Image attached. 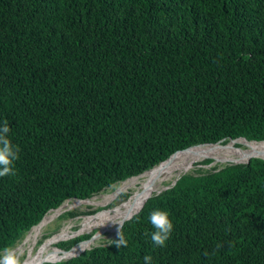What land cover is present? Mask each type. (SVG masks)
I'll use <instances>...</instances> for the list:
<instances>
[{
	"label": "trees",
	"instance_id": "16d2710c",
	"mask_svg": "<svg viewBox=\"0 0 264 264\" xmlns=\"http://www.w3.org/2000/svg\"><path fill=\"white\" fill-rule=\"evenodd\" d=\"M5 120L20 152L16 175L0 178V253L66 200L177 150L264 141V0H0ZM154 209L174 225L164 247L145 234ZM120 231L126 248L117 233L40 263L264 264V159L191 168Z\"/></svg>",
	"mask_w": 264,
	"mask_h": 264
},
{
	"label": "bare ground",
	"instance_id": "6f19581e",
	"mask_svg": "<svg viewBox=\"0 0 264 264\" xmlns=\"http://www.w3.org/2000/svg\"><path fill=\"white\" fill-rule=\"evenodd\" d=\"M236 140V139H235ZM231 141V140H230ZM240 142V141H237ZM243 145L235 148L229 145H218L206 144L199 147L190 148L179 154L171 155L165 161L160 164L152 167L151 169L142 172L137 176H132L123 181L120 189L128 188L132 185L136 188L130 193L129 198L123 203L119 209H116L112 216L107 215L104 217L101 223V228L98 232L89 239H85L76 245H74L69 250H64L61 248L48 246L49 243H40L37 244V239L39 232L43 225L34 226L29 231L28 235L25 236L24 242L18 246L21 248L24 243H29L26 248L25 253L22 256L23 264H41L40 262L44 261H57L61 259H66L74 254L82 252L84 249L91 246L96 240L101 238H109L114 233H117L121 222L126 218L134 214L140 206L143 204L145 199L150 195L162 190L165 186H168L173 182L179 175L183 172L188 171L193 166L192 162H197L205 157H215L216 161L229 162V161H242L245 160L248 155L258 154L264 157V142H251L241 141ZM138 179L137 181L129 184L131 180ZM119 189V188H118ZM116 192V191H115ZM109 195V194H108ZM108 201L107 198L103 202H95L94 199H84L76 200L75 204L79 202L84 203H96V204H105ZM72 206V205H71ZM68 207V204L65 202L55 212L51 215H47L50 219L52 216L56 215L63 208ZM55 241V240H54ZM51 241L50 243L54 242ZM38 245V246H37ZM37 246V248H36ZM23 252V250H21Z\"/></svg>",
	"mask_w": 264,
	"mask_h": 264
},
{
	"label": "rangeland",
	"instance_id": "374dc122",
	"mask_svg": "<svg viewBox=\"0 0 264 264\" xmlns=\"http://www.w3.org/2000/svg\"><path fill=\"white\" fill-rule=\"evenodd\" d=\"M222 143H224V142H222ZM217 144L218 145H229V144H220V143H217ZM240 144L243 145V142H240ZM240 144H237V145H240ZM202 145H197V146H194V147H199V146H202ZM204 145H206V144H204ZM229 146H232V145H229ZM237 147H239V146H232V148H235V149ZM205 158H208V157H205ZM209 158L213 159L214 162H212V163H210L208 165H199V164H197L199 161L204 159V158H202L199 161H197L191 168H195V167L207 168V167H209L210 165H213V164H218L219 166H221V165L226 163V162H222V161H216L214 159L215 157H209ZM137 180L138 179L131 180L128 184H126V187L129 184H131V183H133V182H135ZM122 183H123V181H121L119 183H116V184L112 185L111 187H108L105 190H102L99 193H97V194L93 195L92 197L88 198V199H94L95 202H99V203L103 202L104 199L107 198L108 201L105 204H103V205L96 204V203H90L89 204V203H84V202H79L78 204H75L76 199H71V200H66L65 201L68 204V207L63 208L61 211H59V213H57L56 215L52 216L50 219L48 218L47 215L48 214L49 215L53 214L55 212V210L53 209V210L49 211L43 217V219L40 221V223L38 225H35V226H40V225L45 224V225L42 226V228H41V230L39 232V236H38V239H37V244H40L41 242L42 243L48 242L46 240V238L48 236H50V235H53V234L57 233V232H60V235H64L66 232L69 231L67 233V237L66 238H62L58 242H56V246H58L59 248L64 249V250H69L74 245H76L77 243H79V242H81V241H83L85 239H89L92 236H94L98 232V230L101 228V223H102V220L104 219V217L107 216V215L112 216L114 211L116 209H119V207H121L123 205V203L129 198L128 196L130 195V193L136 188L135 186L130 185V186H128V188L120 189L121 186H122ZM124 192H126L128 194V196L127 197H120V194L124 193ZM105 210H107V211H105ZM68 211H71V212L72 211H78L80 213H76V214L70 215V216H64V214L66 212H68ZM101 211H103V212H101ZM93 227H97V228H93ZM81 228H83L85 231H82ZM29 231L26 232L24 237L12 248L18 254H20V259H22V256L25 253L27 246L31 242L24 243L21 248H18V246L21 245L24 242V239L26 238L25 236L28 235ZM84 234H89V236L87 238H85V239H82V240L78 241V242L76 241L74 244L71 243L72 246L70 248H68V249H66V248H64L63 246L60 245V243H62V242H68V241L76 239V238H78V237H80V236H82ZM114 234H117V233H114ZM115 236L116 235H113L112 237H109V238H104L103 237L101 239H98L91 246H89L86 249H89V248H91L93 246H96V245L106 244L109 240H111ZM37 246H36V248H37ZM86 249H84V251ZM21 250H23V252H21ZM61 260H63V259H61Z\"/></svg>",
	"mask_w": 264,
	"mask_h": 264
},
{
	"label": "clouds",
	"instance_id": "9594fccd",
	"mask_svg": "<svg viewBox=\"0 0 264 264\" xmlns=\"http://www.w3.org/2000/svg\"><path fill=\"white\" fill-rule=\"evenodd\" d=\"M11 129L8 121L5 120L0 125V178L15 176V162L19 159L20 149L17 145H14L10 139ZM149 222L155 231L145 233L150 235L151 242L157 247L166 246V241L170 238L173 231V222L169 217V213L165 210L154 209L149 214ZM117 248L127 247L128 241L125 239L123 233L118 230V239L114 241ZM222 245H217L220 248ZM144 264H152V256L145 255L143 257ZM0 264H23L18 254L14 249L6 247L2 253H0Z\"/></svg>",
	"mask_w": 264,
	"mask_h": 264
},
{
	"label": "water",
	"instance_id": "95a60500",
	"mask_svg": "<svg viewBox=\"0 0 264 264\" xmlns=\"http://www.w3.org/2000/svg\"><path fill=\"white\" fill-rule=\"evenodd\" d=\"M240 138H241V139H244L245 141L250 142L249 140L245 139L244 137H239V138H235V139H240ZM235 139H230V140H235ZM230 140H229V141H230ZM221 141H222V140H221ZM221 141H218V142H221ZM218 142H215V143H218ZM251 142H256V141H251ZM259 142H264V141H259ZM226 143H227V142H226ZM209 144H214V143H209ZM201 145H202V144H201ZM195 146H196V145H195ZM190 147H192V146H190ZM187 148H189V147H187ZM187 148H184V149H187ZM180 150H183V149H180ZM177 151H179V150H177ZM177 151H175V152H177ZM175 152H174V153H175ZM174 153H172L171 155H173ZM171 155H170V156H171ZM170 156H169V157H170ZM169 157H168V158H169ZM252 157H259V158L264 159V157L261 156V155H258V154H252V155H248V156L246 157L245 160H242V161H229V162H226V163H243V162H248ZM208 158H209V157H208ZM165 160H166V159H165ZM165 160H163V161H165ZM163 161H162V162H163ZM212 162H214L213 159H212L211 163H212ZM160 163H161V162H160ZM160 163H159V164H160ZM157 165H158V164H157ZM146 171H147V170H146ZM144 172H145V171H144ZM183 173H185V172H183ZM183 173H182V174H183ZM179 177H180V175H179V176H178L173 182H171L168 186H165L162 190H160V191H158V192H155L154 194L160 193L161 191H163V190H165V189L171 187L172 185H174ZM150 196H151V195H150ZM150 196H149V197H150ZM147 198H148V197H147ZM147 198H146V199H147ZM86 199H88V198H86ZM146 199H145V201H146ZM76 200H84V199H76ZM145 201H144V202H145ZM144 202H143V204H144ZM63 203H64V202H63ZM63 203H62V204H63ZM62 204H61V205H62ZM143 204L140 206V208L143 206ZM61 205H60V206H61ZM60 206H58L57 208H59ZM57 208H55L54 210H56ZM140 208H139L136 212H138V211L140 210ZM136 212H135V213H136ZM135 213H134V214H135ZM132 215H133V214H132ZM132 215L129 216L128 218H126L124 221H126V220L129 219V218H131ZM42 219H43V218H42ZM124 221L120 224L119 229H120V227L122 226V224L124 223ZM39 223H40V222H39ZM39 223H38V224H39ZM38 224H37V225H38ZM117 233H118V232H117ZM83 251H84V250H83ZM83 251H82V252H83ZM80 253H81V252H79V253H77V254H74V255H72V256H70V257H68V258H71V257L77 256V255H79ZM68 258H66V259H68ZM57 261H60V260H57ZM57 261H47V262H57ZM43 263H45V262H43ZM43 263H41V264H43Z\"/></svg>",
	"mask_w": 264,
	"mask_h": 264
}]
</instances>
